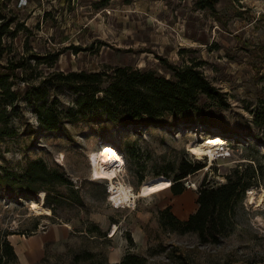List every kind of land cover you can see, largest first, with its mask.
I'll return each mask as SVG.
<instances>
[{
	"label": "rangeland",
	"instance_id": "obj_1",
	"mask_svg": "<svg viewBox=\"0 0 264 264\" xmlns=\"http://www.w3.org/2000/svg\"><path fill=\"white\" fill-rule=\"evenodd\" d=\"M195 3L0 0V25L9 24L0 43V80L15 93L0 96V264H16L1 259L5 239L13 245L54 226L68 228L70 237L47 246L35 264H75L86 251L96 257H80L78 264H123L127 254L146 264H264V129L254 121L264 104V0H219L215 13ZM190 61L201 64L226 101L223 107L207 103L211 124L124 127L70 112L78 95L63 76L131 66L170 77L169 65ZM41 113L55 120L57 130L42 125ZM105 146L125 162L116 182L137 196L182 159L205 168L184 180L181 195L168 188L118 204L110 200L109 182L91 171V157ZM126 148L135 160H128ZM35 160L74 190L55 185L65 197L43 191L38 212L32 206L40 194L22 188ZM236 168L257 177L237 207L234 230L219 243L160 226V211L170 207L187 220L197 210L200 184L225 183Z\"/></svg>",
	"mask_w": 264,
	"mask_h": 264
},
{
	"label": "trees",
	"instance_id": "obj_2",
	"mask_svg": "<svg viewBox=\"0 0 264 264\" xmlns=\"http://www.w3.org/2000/svg\"><path fill=\"white\" fill-rule=\"evenodd\" d=\"M219 0H196V7L201 10L216 12ZM9 28L8 23L1 22L0 43ZM201 64L194 61L183 62L180 66H168L170 77L155 71L140 70L131 66L110 68L100 72L71 73L63 76L64 84L69 86L78 97L70 112L76 117L93 114L95 119L119 124L124 127H165L179 122L187 125L211 124L206 105L211 101L218 107L226 105L223 94L213 86L201 71ZM9 71L14 72L13 65ZM10 67V66H8ZM0 96L15 95L11 85L0 80ZM44 97H36L34 103L42 102ZM210 106V104H208ZM39 108L44 109L43 105ZM73 117V116H71ZM39 119L44 127L57 130V123L49 114L41 113ZM255 124L264 129V104L255 114ZM125 153L131 162L136 159L132 148ZM199 161L182 159L175 167L163 174L172 181L170 186L174 195L185 191L184 180L204 169ZM157 174L156 176H160ZM256 172L247 177L246 171L236 168L226 177L222 184H210L205 179L198 188L197 210L185 221H181L168 207L159 212L160 226L179 234L194 233L202 243L217 244L235 228L237 207L244 201L246 192L254 186ZM52 184L46 189L43 185ZM55 185L66 186L74 191L72 184L49 170L42 160L29 163L25 172V188L37 195L43 191L65 197L66 193L57 190ZM87 261L96 257L92 252H83L76 256ZM6 263H19L13 245L5 239L2 243V258ZM123 264H146L147 260L127 254Z\"/></svg>",
	"mask_w": 264,
	"mask_h": 264
},
{
	"label": "bare ground",
	"instance_id": "obj_3",
	"mask_svg": "<svg viewBox=\"0 0 264 264\" xmlns=\"http://www.w3.org/2000/svg\"><path fill=\"white\" fill-rule=\"evenodd\" d=\"M125 162L123 157L117 150L111 146H105L100 151H97L91 157L92 175L96 180H103L109 182V193L111 194V201L118 204H127L130 201L136 200L138 197H148L157 193L166 191L171 186V182L167 178H162L145 184L142 188L140 196H137L132 188L126 186L121 181L116 182L119 174L123 172ZM194 189V188H193ZM250 194H252L250 192ZM45 203L44 192L40 193L38 203H33L32 209L35 212L43 210ZM49 211V210H48ZM115 229L112 231V234Z\"/></svg>",
	"mask_w": 264,
	"mask_h": 264
},
{
	"label": "crops",
	"instance_id": "obj_4",
	"mask_svg": "<svg viewBox=\"0 0 264 264\" xmlns=\"http://www.w3.org/2000/svg\"><path fill=\"white\" fill-rule=\"evenodd\" d=\"M70 230L64 227H49L42 233L28 238H16L13 247L21 264H35L46 252V247L68 240Z\"/></svg>",
	"mask_w": 264,
	"mask_h": 264
},
{
	"label": "built area",
	"instance_id": "obj_5",
	"mask_svg": "<svg viewBox=\"0 0 264 264\" xmlns=\"http://www.w3.org/2000/svg\"><path fill=\"white\" fill-rule=\"evenodd\" d=\"M117 150V149H116ZM118 151V150H117Z\"/></svg>",
	"mask_w": 264,
	"mask_h": 264
}]
</instances>
